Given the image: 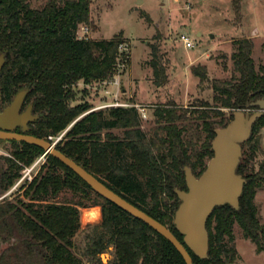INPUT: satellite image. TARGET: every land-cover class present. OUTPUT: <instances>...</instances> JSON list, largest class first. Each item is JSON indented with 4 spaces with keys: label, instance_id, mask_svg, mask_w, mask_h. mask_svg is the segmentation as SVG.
I'll return each mask as SVG.
<instances>
[{
    "label": "trees",
    "instance_id": "16d2710c",
    "mask_svg": "<svg viewBox=\"0 0 264 264\" xmlns=\"http://www.w3.org/2000/svg\"><path fill=\"white\" fill-rule=\"evenodd\" d=\"M83 24H90V0H62L61 4L50 0L40 9L28 0H0V53L5 54L1 104L8 105L19 90L28 89L25 100L38 115L29 124L31 135L49 140L71 125L55 147L182 241L173 216L179 204L175 189H186L184 167L199 176L213 156L214 129L229 123L233 111L247 102L264 98V64L256 67L251 39L236 40L232 77L213 80L212 105H159L154 110L155 124L144 131L135 106L82 115L89 105L71 104L76 98L74 83L112 78L126 42L122 32L111 39L79 38L77 31ZM151 55L153 83L164 85L167 75L157 45H151ZM191 71L201 81L206 79L205 65H193ZM260 127H264V114L242 144L237 172L246 182L239 209L224 204L213 210L206 223L208 257L200 259L190 252L194 264H237L234 222L256 250L264 252V225L254 203L257 189L264 185ZM112 129L122 130L123 137ZM10 142V155H0V196L20 177L23 167L44 152L33 144ZM258 154L263 158L256 168ZM21 189L22 195L14 201H0V264H186L168 240L96 193L50 154ZM65 190L82 199L51 200ZM92 206L101 207V221L84 229L79 245L75 241L81 230L79 207ZM12 238L17 241L3 247ZM102 253L110 255L106 263Z\"/></svg>",
    "mask_w": 264,
    "mask_h": 264
},
{
    "label": "rangeland",
    "instance_id": "374dc122",
    "mask_svg": "<svg viewBox=\"0 0 264 264\" xmlns=\"http://www.w3.org/2000/svg\"><path fill=\"white\" fill-rule=\"evenodd\" d=\"M28 1L31 7L40 9L50 0ZM55 1L57 4L62 2ZM84 27H87L86 33ZM119 32L123 33L126 42L117 55L112 78L74 83L76 98L71 104L89 105V110L82 115L100 109L106 112L113 108L109 105L113 102L138 105V109L142 108L145 114L143 117L138 110L144 131L155 124L154 110L159 105L175 104L189 108L203 102L212 105L213 80L232 77V53L236 40L251 39L256 67L264 64V0H90V24L80 25L77 35L102 40L111 39ZM182 34L190 36L193 48L184 46L180 39ZM152 44L158 46V57L167 75L166 83L161 86L153 83L150 66ZM197 64L207 67L205 80L201 81L192 73L191 67ZM28 104L25 100L22 110ZM223 110L228 112V109ZM70 126L57 135L49 136V141L56 145ZM112 132L123 137L122 130L112 129ZM257 134L264 153V127H260ZM10 150L11 142L0 140V155H10ZM262 158L263 155L258 154L256 168ZM44 162L45 157L39 156L32 164L23 167L20 177L0 196V201H14L18 195H22L21 186L32 181ZM79 199L82 198L70 190L51 198L54 202ZM254 203L260 223L264 225V185L257 189ZM96 207L100 211V218L93 222H82V211ZM79 211L81 230L75 241L82 245L84 229L101 221V207H79ZM232 231L238 254L236 263L264 264V252L256 250L255 244L236 222L232 225ZM16 241L12 238L8 243H3V247ZM102 254L106 255L105 260L102 259L106 263L110 255Z\"/></svg>",
    "mask_w": 264,
    "mask_h": 264
},
{
    "label": "water",
    "instance_id": "95a60500",
    "mask_svg": "<svg viewBox=\"0 0 264 264\" xmlns=\"http://www.w3.org/2000/svg\"><path fill=\"white\" fill-rule=\"evenodd\" d=\"M4 63L5 54L1 53L0 73ZM27 93L28 89H21L8 105L3 109L0 106V140L26 142L42 148L44 152L41 157L52 155L96 193L150 226L175 247L186 264H194L190 252L200 259L208 257L209 236L206 223L211 213L224 204L239 209V198L246 182L237 172L242 158V144L250 137L253 124L264 114V98L247 102L243 108L233 111L229 123L214 129L215 136L211 144L213 156L199 176H195L189 166L184 167L186 189H175L179 204L173 216V225L182 235L181 241L166 225L123 198L59 151L54 142L31 135L28 124L38 119V115L32 113V105L21 111ZM1 100L0 90V104ZM17 128L18 132L15 131ZM101 258L105 260L106 255L101 254Z\"/></svg>",
    "mask_w": 264,
    "mask_h": 264
},
{
    "label": "built area",
    "instance_id": "2783aa9c",
    "mask_svg": "<svg viewBox=\"0 0 264 264\" xmlns=\"http://www.w3.org/2000/svg\"><path fill=\"white\" fill-rule=\"evenodd\" d=\"M83 29H84V33H86L87 32V27H84ZM79 38H82V37L80 36ZM180 39H181V41L183 42V44H184V46L186 48H193L194 43H193V40L190 38V36H188L186 34H182L180 36ZM109 105H111L113 107H118V106H122V107L133 106V105H129V104L127 105V104L118 103V102H113V103H111ZM135 107H137V109H138V105H135ZM138 110H140L141 111V114H143V117H145V114L143 113V109L142 108H139ZM27 170H30V169H27Z\"/></svg>",
    "mask_w": 264,
    "mask_h": 264
},
{
    "label": "bare ground",
    "instance_id": "6f19581e",
    "mask_svg": "<svg viewBox=\"0 0 264 264\" xmlns=\"http://www.w3.org/2000/svg\"><path fill=\"white\" fill-rule=\"evenodd\" d=\"M100 218V211L96 208L84 209L82 211L81 220L82 222H93Z\"/></svg>",
    "mask_w": 264,
    "mask_h": 264
},
{
    "label": "flooded vegetation",
    "instance_id": "af4514ba",
    "mask_svg": "<svg viewBox=\"0 0 264 264\" xmlns=\"http://www.w3.org/2000/svg\"><path fill=\"white\" fill-rule=\"evenodd\" d=\"M0 54H1V53H0ZM24 101H25V100H24ZM1 102H2V100H1ZM29 105H31V104H28L27 107H28ZM0 106H1V109H3L6 105L2 107V104H0ZM27 107H26L24 110H26ZM24 110L21 109V111H24ZM32 113L34 114V112H33V108H32ZM30 123H31V122H30ZM30 123H29V124H30ZM29 124H28V125H29ZM18 130H19V128H17L15 131L18 132Z\"/></svg>",
    "mask_w": 264,
    "mask_h": 264
}]
</instances>
